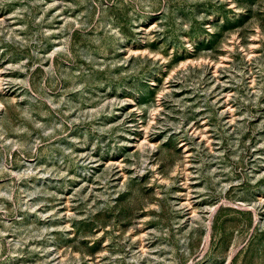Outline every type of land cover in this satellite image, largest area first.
I'll use <instances>...</instances> for the list:
<instances>
[{
    "label": "rangeland",
    "instance_id": "1",
    "mask_svg": "<svg viewBox=\"0 0 264 264\" xmlns=\"http://www.w3.org/2000/svg\"><path fill=\"white\" fill-rule=\"evenodd\" d=\"M0 264H264V0H0Z\"/></svg>",
    "mask_w": 264,
    "mask_h": 264
}]
</instances>
